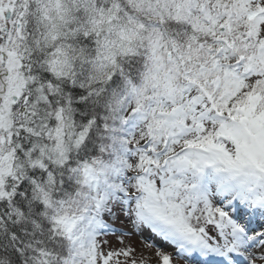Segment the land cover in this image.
Masks as SVG:
<instances>
[{
	"label": "snow or ice",
	"instance_id": "1",
	"mask_svg": "<svg viewBox=\"0 0 264 264\" xmlns=\"http://www.w3.org/2000/svg\"><path fill=\"white\" fill-rule=\"evenodd\" d=\"M153 256L264 264V0H0V264Z\"/></svg>",
	"mask_w": 264,
	"mask_h": 264
},
{
	"label": "rangeland",
	"instance_id": "2",
	"mask_svg": "<svg viewBox=\"0 0 264 264\" xmlns=\"http://www.w3.org/2000/svg\"><path fill=\"white\" fill-rule=\"evenodd\" d=\"M133 242L135 244V246L137 247V251H139L142 247L141 243H140V238L139 237H134L133 238ZM156 244L161 245L162 250L166 251V252H171L172 249H170L167 245H164L162 243V241H160L159 239H156L155 241ZM155 251V249L153 250V252ZM153 264H158V261L156 260L155 256H153ZM182 264V262H181Z\"/></svg>",
	"mask_w": 264,
	"mask_h": 264
}]
</instances>
